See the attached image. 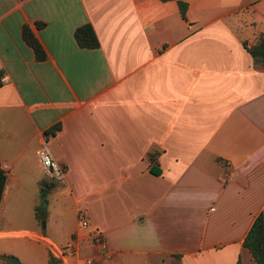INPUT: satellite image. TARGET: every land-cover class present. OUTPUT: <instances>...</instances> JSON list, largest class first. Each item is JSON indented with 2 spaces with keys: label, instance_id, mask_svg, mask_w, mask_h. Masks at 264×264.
<instances>
[{
  "label": "crops",
  "instance_id": "obj_1",
  "mask_svg": "<svg viewBox=\"0 0 264 264\" xmlns=\"http://www.w3.org/2000/svg\"><path fill=\"white\" fill-rule=\"evenodd\" d=\"M184 1L186 18L177 0H0V219L28 205L39 221L43 178L60 199L43 227H0L49 249L28 264H104L96 232L113 264H257L243 239L264 219V65L243 41L264 32V0ZM84 23L97 47L76 42ZM43 141L61 181L43 173Z\"/></svg>",
  "mask_w": 264,
  "mask_h": 264
},
{
  "label": "trees",
  "instance_id": "obj_2",
  "mask_svg": "<svg viewBox=\"0 0 264 264\" xmlns=\"http://www.w3.org/2000/svg\"><path fill=\"white\" fill-rule=\"evenodd\" d=\"M177 4L181 16L183 18H186L187 2L184 0H177ZM23 36L26 42L32 46L36 58L43 59L45 57V51L38 39L34 36L32 31L28 27H24ZM74 37L78 45L83 47H97L99 45L96 33L92 25L89 23H84L76 27L74 30ZM243 45L251 54L254 61L264 65V32L258 33L254 41L250 44H247V42L243 41ZM58 128L59 124H54L50 127V129L46 131L48 133H54ZM150 159L152 161V163L150 164V170L154 173H158L159 169H157L155 166L156 158L154 156H151ZM6 177L7 171L0 165V201ZM46 185H50V182L45 181L43 178V180H41L40 187V202L35 206V214L39 220H41V218H43V216L45 215V206L47 203V199L45 197V195L47 194ZM243 245L250 251L252 258L254 259V261H256L257 264H264V219L261 212H259L254 217L249 229L244 236ZM174 256L178 257L179 254L175 253ZM57 260L58 259L51 252H49L47 264H52ZM234 264L242 263L241 260L238 259Z\"/></svg>",
  "mask_w": 264,
  "mask_h": 264
},
{
  "label": "rangeland",
  "instance_id": "obj_3",
  "mask_svg": "<svg viewBox=\"0 0 264 264\" xmlns=\"http://www.w3.org/2000/svg\"><path fill=\"white\" fill-rule=\"evenodd\" d=\"M47 201H49V205L52 209L58 208L60 206V199L57 198L56 193L53 195H45ZM41 198V197H40ZM40 200V199H39ZM40 202V201H39ZM29 208V212L31 206L21 205L20 210L24 212V216L19 218H11L10 220H5V218L0 219V227L7 225L8 223L15 226H39L43 227L45 224V218H41V220H35L33 216H28L27 211ZM58 222L59 220L56 219ZM50 222V221H49ZM67 222V219L64 221ZM57 239V238H56ZM64 239V238H62ZM62 240L58 242L59 245H65L67 243H72L73 238L71 236L68 237V241ZM0 249H4L5 252L0 254V264H9L7 260L3 257L5 254H12L17 256L22 262L28 264L26 260L32 259L33 257L42 263L47 261L48 251L42 243H40L37 239L32 238L29 234H13V235H1L0 236ZM58 262H54L52 264H57Z\"/></svg>",
  "mask_w": 264,
  "mask_h": 264
},
{
  "label": "built area",
  "instance_id": "obj_4",
  "mask_svg": "<svg viewBox=\"0 0 264 264\" xmlns=\"http://www.w3.org/2000/svg\"><path fill=\"white\" fill-rule=\"evenodd\" d=\"M37 155L43 173L46 177L51 178L55 181H61L64 178L66 168L63 164L59 163L55 156L53 155L50 147L46 141H43L42 144L37 149ZM79 225L80 227H86L88 225V220L84 212H79ZM94 243L99 247V252L101 256V261L104 264H113L112 262V251L108 247L107 243L101 237L100 233L94 235ZM62 252H71L75 250L74 243H67L60 247ZM78 264H95L94 257L92 255H86Z\"/></svg>",
  "mask_w": 264,
  "mask_h": 264
},
{
  "label": "water",
  "instance_id": "obj_5",
  "mask_svg": "<svg viewBox=\"0 0 264 264\" xmlns=\"http://www.w3.org/2000/svg\"><path fill=\"white\" fill-rule=\"evenodd\" d=\"M3 257L7 260L9 264H26L22 262L17 256L12 254H5Z\"/></svg>",
  "mask_w": 264,
  "mask_h": 264
}]
</instances>
